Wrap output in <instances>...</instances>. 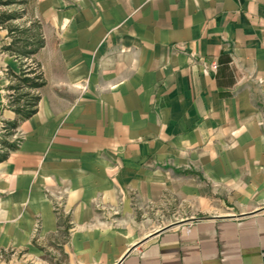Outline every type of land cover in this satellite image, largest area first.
<instances>
[{
    "label": "crops",
    "instance_id": "obj_1",
    "mask_svg": "<svg viewBox=\"0 0 264 264\" xmlns=\"http://www.w3.org/2000/svg\"><path fill=\"white\" fill-rule=\"evenodd\" d=\"M31 9L45 86L0 162V264L49 243L58 264H264V0ZM172 201L194 216L146 230L134 206Z\"/></svg>",
    "mask_w": 264,
    "mask_h": 264
},
{
    "label": "trees",
    "instance_id": "obj_2",
    "mask_svg": "<svg viewBox=\"0 0 264 264\" xmlns=\"http://www.w3.org/2000/svg\"><path fill=\"white\" fill-rule=\"evenodd\" d=\"M27 3L28 0H0V6L3 7L14 5L25 7ZM22 18L23 13L18 15L16 12H0V27L7 31V36L10 38V42L2 50L13 56L19 63L18 74L8 71L13 80V84L8 86L10 92L8 107L17 115L18 120L8 122L3 127L6 139L0 142V162L6 159L10 151L17 149L18 143L7 139L14 136L19 122L36 114L40 100L39 91L45 86L40 65L34 59L37 52L44 46L39 23L32 21L27 25L7 26V23L10 24Z\"/></svg>",
    "mask_w": 264,
    "mask_h": 264
},
{
    "label": "rangeland",
    "instance_id": "obj_3",
    "mask_svg": "<svg viewBox=\"0 0 264 264\" xmlns=\"http://www.w3.org/2000/svg\"><path fill=\"white\" fill-rule=\"evenodd\" d=\"M35 0H28V3L25 7H21L19 5H14L11 7H3L0 6V12H16L18 15L23 13V18L18 19L16 21L11 22L10 24L7 23V26H18L20 24H28L29 22L36 21L40 23V20L33 18L32 19V5L34 4ZM23 8V9H21ZM42 25H40L41 27ZM10 38L7 36V31L5 29H2L0 27V50L7 45L10 41ZM12 60L8 59L7 56L3 53L0 54V88L2 96L6 94L4 88L6 86L7 78L4 71L6 69L7 64H9ZM8 77V74H7ZM6 78V79H5ZM10 81V80H9ZM3 96V97H4ZM5 99V98H4ZM17 133H14L13 137H10V139L14 142H17L18 145L22 141L24 135L21 132L15 131ZM3 134H5L3 132ZM136 212H140L142 215V218H140L144 225H146V230L148 231H154L161 227H164L170 223L179 221L181 219H188L191 216H194V210H192L190 207L179 204L175 201L169 202V203H163L161 205H155V206H149L148 208L140 209L137 205L134 206ZM59 210V209H58ZM146 231V232H148ZM42 254L40 257L36 260H34L33 264H58L59 262H62L60 255L58 258L56 257L57 253H54L50 251V243L49 245H44V249H40ZM31 264V263H28Z\"/></svg>",
    "mask_w": 264,
    "mask_h": 264
},
{
    "label": "built area",
    "instance_id": "obj_4",
    "mask_svg": "<svg viewBox=\"0 0 264 264\" xmlns=\"http://www.w3.org/2000/svg\"><path fill=\"white\" fill-rule=\"evenodd\" d=\"M217 68H218V65H217L216 62H212V63L210 64V70H212V71H216Z\"/></svg>",
    "mask_w": 264,
    "mask_h": 264
},
{
    "label": "water",
    "instance_id": "obj_5",
    "mask_svg": "<svg viewBox=\"0 0 264 264\" xmlns=\"http://www.w3.org/2000/svg\"><path fill=\"white\" fill-rule=\"evenodd\" d=\"M172 225H175V224H172ZM164 229H166V228H164ZM159 232H160V231L154 233V235H157ZM131 250H132V249H131ZM131 250H130V251H131ZM130 251H129V252H130ZM129 252H128V253H129Z\"/></svg>",
    "mask_w": 264,
    "mask_h": 264
}]
</instances>
